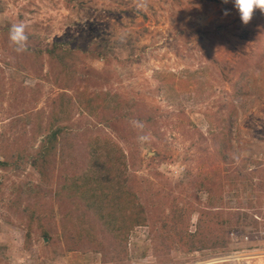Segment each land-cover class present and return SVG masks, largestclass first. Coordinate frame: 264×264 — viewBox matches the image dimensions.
Wrapping results in <instances>:
<instances>
[{"label":"rangeland","instance_id":"obj_1","mask_svg":"<svg viewBox=\"0 0 264 264\" xmlns=\"http://www.w3.org/2000/svg\"><path fill=\"white\" fill-rule=\"evenodd\" d=\"M0 264H264V10L0 0Z\"/></svg>","mask_w":264,"mask_h":264},{"label":"clouds","instance_id":"obj_2","mask_svg":"<svg viewBox=\"0 0 264 264\" xmlns=\"http://www.w3.org/2000/svg\"><path fill=\"white\" fill-rule=\"evenodd\" d=\"M224 2L227 3L228 0H224ZM232 2L243 24H247L250 21L254 8L264 10V0H232ZM141 7L146 9L147 5L142 4ZM225 14H227V12H225ZM28 39L29 36L26 32V25L23 22H16L10 26L8 40L17 53H22L27 50ZM132 124L141 133L143 132L144 124L142 122L134 120ZM137 140L139 143L143 144L149 140V137L145 134H140Z\"/></svg>","mask_w":264,"mask_h":264},{"label":"trees","instance_id":"obj_3","mask_svg":"<svg viewBox=\"0 0 264 264\" xmlns=\"http://www.w3.org/2000/svg\"><path fill=\"white\" fill-rule=\"evenodd\" d=\"M60 50V49H59ZM55 52V51H54Z\"/></svg>","mask_w":264,"mask_h":264}]
</instances>
